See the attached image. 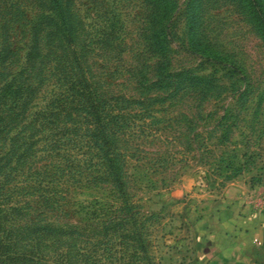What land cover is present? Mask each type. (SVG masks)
Instances as JSON below:
<instances>
[{"label":"trees","instance_id":"1","mask_svg":"<svg viewBox=\"0 0 264 264\" xmlns=\"http://www.w3.org/2000/svg\"><path fill=\"white\" fill-rule=\"evenodd\" d=\"M97 1L91 9L103 17ZM78 2L33 0L29 19L22 11L28 37L19 64L14 23L0 25V264H118L116 243L146 259L147 219L130 192V162L160 139L157 113L191 124L224 91L214 74L173 67L177 43L238 72L207 35L218 2L264 42V0H142L130 45L122 22L88 21ZM244 90L226 114L238 111ZM239 156L246 153L217 168L225 182L248 169ZM82 189L106 190L109 201L74 198Z\"/></svg>","mask_w":264,"mask_h":264},{"label":"rangeland","instance_id":"2","mask_svg":"<svg viewBox=\"0 0 264 264\" xmlns=\"http://www.w3.org/2000/svg\"><path fill=\"white\" fill-rule=\"evenodd\" d=\"M176 2L181 7L185 0ZM97 3L98 15L103 17L96 16L89 0H79L77 7L82 13L87 12L88 21L108 18L122 22L127 32L125 42L132 44L142 0H98ZM32 5L33 0H0V25L8 19L14 23L10 33L18 52L17 64L22 60L28 37L22 11L26 10L29 19L34 13ZM207 15L208 37L239 71H233L228 64L202 61L177 43L173 67L214 74L224 91L217 100L206 102L201 109L202 117L194 116L191 124L173 112L157 113L161 118L158 125L161 137L142 145L147 152L142 153L143 158L131 160L129 170L130 192L147 219L148 257L139 261L130 257L136 249L124 250L116 243L115 263L123 264L129 256L131 264H211L216 247L223 243L224 227L216 221V216L223 206L226 187L234 181L246 185L243 200L248 209L244 217L264 218V42L257 30L228 4H212ZM182 27L181 20L178 35H182ZM239 88L245 89L238 100L240 107L237 112L226 114L225 109L237 103ZM234 153H246L235 161L242 162L247 157L248 169L225 182L217 168L233 160ZM107 194L102 189H82L73 196L80 201H90L93 197L102 201ZM244 228L247 232V227ZM239 243L242 254L235 264H264V243L252 242L245 236Z\"/></svg>","mask_w":264,"mask_h":264},{"label":"crops","instance_id":"3","mask_svg":"<svg viewBox=\"0 0 264 264\" xmlns=\"http://www.w3.org/2000/svg\"><path fill=\"white\" fill-rule=\"evenodd\" d=\"M246 185L239 181L231 182L225 189L222 199L223 206L216 216L224 231L221 234V243L216 248V254L210 260L211 264H235L242 254L240 238L245 236L252 242L264 243V218L256 215L244 217L247 208L243 195ZM247 204V203H246ZM247 227V232L245 231Z\"/></svg>","mask_w":264,"mask_h":264}]
</instances>
